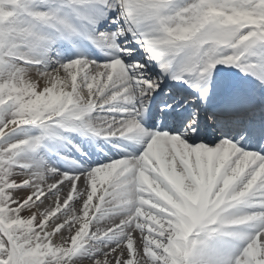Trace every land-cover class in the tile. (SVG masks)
Here are the masks:
<instances>
[{
  "label": "snow or ice",
  "instance_id": "obj_1",
  "mask_svg": "<svg viewBox=\"0 0 264 264\" xmlns=\"http://www.w3.org/2000/svg\"><path fill=\"white\" fill-rule=\"evenodd\" d=\"M0 264H264V0H0Z\"/></svg>",
  "mask_w": 264,
  "mask_h": 264
}]
</instances>
